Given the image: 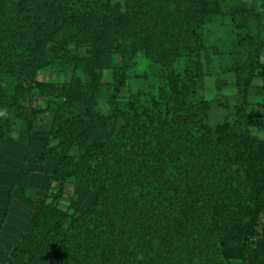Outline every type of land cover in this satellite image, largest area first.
I'll list each match as a JSON object with an SVG mask.
<instances>
[{
    "label": "trees",
    "instance_id": "1",
    "mask_svg": "<svg viewBox=\"0 0 264 264\" xmlns=\"http://www.w3.org/2000/svg\"><path fill=\"white\" fill-rule=\"evenodd\" d=\"M148 1L0 0V150L13 137L27 146L25 162L37 115L50 112L54 142H44L35 164L57 157L6 264L18 253L56 254L59 264H264V140L250 132L264 129V117L240 106L234 125L212 130L210 102L198 94V28L222 15L250 47L236 81L241 100L254 77L264 89V0H157L185 19L180 62L163 64L157 88L124 98L127 61L150 42ZM46 68L64 81L38 79ZM38 95L43 108L29 102ZM69 182L94 195L81 213L73 198L59 206ZM25 191L13 183L5 213Z\"/></svg>",
    "mask_w": 264,
    "mask_h": 264
},
{
    "label": "rangeland",
    "instance_id": "2",
    "mask_svg": "<svg viewBox=\"0 0 264 264\" xmlns=\"http://www.w3.org/2000/svg\"><path fill=\"white\" fill-rule=\"evenodd\" d=\"M149 15L147 26L150 42L145 51L139 52L127 63V83L121 92V97L126 98L132 94L146 91L150 88H157L160 84L162 73L160 68L163 64L169 65L175 58V64L180 62L176 55L184 42L186 31L185 19L178 12H169L161 8L157 0H149L146 3ZM198 31L203 39V48L200 51L198 60L203 73L202 87L199 89V97L210 102V109L207 116V124L210 129L215 125L225 122L234 125L237 119L236 110L242 107L245 112L264 117V108L261 106L264 89L263 80L254 77L246 91V98L241 100V93L236 81L239 77L242 81L245 78L247 63L249 62L250 47L246 42H237L238 29L228 15L215 16L207 19ZM83 48L81 51L83 52ZM114 60L119 61L120 55L114 54ZM264 63V50L260 56ZM181 65V64H180ZM38 79L60 84L64 81V75L54 68H46L38 74ZM104 81H110V72L104 75ZM29 102L37 108L46 106L47 98L42 95L33 96ZM50 112L37 115L38 129L36 135L39 140L53 143L49 138L48 118ZM237 125V124H236ZM253 136L264 140V129L250 127ZM75 152V148L72 149ZM70 198L79 203L77 213L83 212L94 199L86 185H75L67 183L63 200L68 203ZM63 206V207H65ZM262 220L254 228L250 236L251 242L259 236ZM230 264H241L238 260H231Z\"/></svg>",
    "mask_w": 264,
    "mask_h": 264
},
{
    "label": "crops",
    "instance_id": "3",
    "mask_svg": "<svg viewBox=\"0 0 264 264\" xmlns=\"http://www.w3.org/2000/svg\"><path fill=\"white\" fill-rule=\"evenodd\" d=\"M39 137L34 136L30 145L31 156L25 162L27 146L13 137L5 138L0 150V264H6L11 249L26 232L36 202L45 198L50 177L57 163V157L49 155L43 163L35 164V159L45 142L39 140ZM14 182H21L26 187V197H13L5 213L8 192ZM59 206L66 208L64 202H60ZM31 257L30 254L18 253L12 258L11 264H59L56 254Z\"/></svg>",
    "mask_w": 264,
    "mask_h": 264
}]
</instances>
